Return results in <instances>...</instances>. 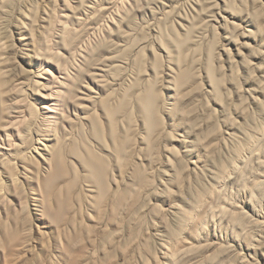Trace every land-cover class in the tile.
<instances>
[{"label":"rangeland","instance_id":"rangeland-1","mask_svg":"<svg viewBox=\"0 0 264 264\" xmlns=\"http://www.w3.org/2000/svg\"><path fill=\"white\" fill-rule=\"evenodd\" d=\"M116 1L81 34L75 18L86 3L105 8L101 0H0V140L36 107L37 69L47 91L66 77L49 155L41 146L27 165L40 169L56 153L69 182L42 215L36 179L16 197L4 184L0 264H163L182 245L194 249L180 264H264V228L248 224L244 242L209 222L220 190L248 195L222 172L238 158L252 179L260 173L247 146L264 133V0ZM116 29L115 48L102 51ZM14 166L1 171L15 175ZM65 182L39 193L45 210ZM257 238L259 247L243 250Z\"/></svg>","mask_w":264,"mask_h":264},{"label":"bare ground","instance_id":"bare-ground-1","mask_svg":"<svg viewBox=\"0 0 264 264\" xmlns=\"http://www.w3.org/2000/svg\"><path fill=\"white\" fill-rule=\"evenodd\" d=\"M101 2L103 5L106 6L105 8H103V6L97 8L95 4L96 2L95 3L89 2L83 5L85 9L81 12V14H79L75 18V26L77 28L73 27V29L75 30L79 28V31L82 32L81 34L83 33L87 34V32L90 31L89 30L90 29L89 27H91L89 26L90 22L92 20L98 21V18L101 19L99 15H101L103 11H106L110 3H112L110 2V0H101ZM116 2H119V4H121L119 0ZM97 12L101 14L97 15L96 14ZM114 18H116V16ZM113 20L114 22L116 21L115 19ZM120 23L123 24L124 21H121ZM75 32H77V30ZM91 32L92 31H90L89 33ZM120 33L121 32L116 29L113 33V36L112 35L110 37L108 36L107 41L103 43L104 45L101 47L102 51H106L108 49H114L115 44L113 43V39L119 38L121 36ZM82 42L85 43L83 40ZM98 45L95 47L96 50L98 48ZM80 46L81 44L78 45V47ZM96 50H94L95 52L92 51L88 54L87 57L88 60L94 59L95 54L98 52V50L97 51ZM84 58L86 59V57ZM47 63L50 64L51 62L47 61ZM37 70L38 73L35 76L36 79L33 81V90L30 91L32 94L33 101L37 104L35 105L36 107L30 109V111L27 112L26 114L23 113L21 115H18L15 118V120L7 126V131L3 132V137L1 138L2 140H0L2 156H6V158H8L4 162H0L2 163V166L0 167V175L6 180V181H0V198L2 197L3 190H5L3 189L4 184L6 185L5 187L7 188L8 192H10L12 196L14 195L16 197L17 194H20L22 190L21 188L24 186L26 182L33 183V181L36 179L38 187L34 194L35 198L33 199L34 202L33 206L35 213L42 215L43 211L47 213L51 211L52 209L51 201L56 197V195L59 192L64 193V191L68 190L69 182L66 181V178L68 177V168L66 164L61 159L58 158L56 153H54V155L50 156L48 159L44 160L43 162L45 166H42V168L37 170L30 169V167L27 165V162H31V160L35 158L33 155L37 154V151L41 146L43 147L44 151H46V153L49 155L47 150L51 148V145L48 146L44 142H48L49 144L51 143L52 140L50 139H53L55 136V134L53 135V132L55 130V127L57 126L58 120H59V124L62 125L64 115L59 114L60 111L63 113V108L61 109V105H60L59 93L61 92L60 90L61 87H63V85L65 84L64 81L66 80V77H61L63 81H59V79L57 80L56 78L55 80L56 85H54L55 86L54 89L47 91L45 86L49 80L43 79V81H39L38 77H41V75L45 73H43V71H39V69ZM64 70H62V68H57V72L59 75H62V71ZM40 90H43L44 93L40 92ZM64 93L65 91H63V94ZM18 124L19 127L18 126L16 127V125ZM263 134L264 133L260 131L256 133L257 144L253 142L252 144H249L247 146V150L250 155L248 156L251 157L252 160L250 158L247 159H250L252 163L257 167L258 171H260V173L258 174L259 177L252 179V176H249L250 174H252L251 171L252 167L250 168V166L246 164L247 162H249V160L248 161L246 160L247 162L245 163V160L243 161L238 158H237V165L232 167L231 173L229 175H226L224 172L221 173L222 175H224V179H225L224 182L227 183L226 185L231 186L234 184L237 185L238 183V185L243 189V191L244 190L247 191L248 195H246V197L243 196V198L242 196L240 198H237V196L235 195L233 198L232 194L230 197V195L227 196L228 194L227 192H222V190H220V200L216 205L211 206L209 209V222H211L214 228L217 225L218 227L220 226V228L225 226L226 234H228L229 232L232 233L234 230H237V232L239 233L237 234L238 236L246 235L243 239L244 242L246 241V238L249 234L248 232H250L252 228L256 231H261V229L264 228V135ZM29 141H31V143ZM88 155L89 154H87L86 156ZM86 156L84 154L80 156L81 165L84 166V169L87 168L90 169V171L92 170L95 171L96 169L93 167L91 160H96V159L93 156L92 157L90 156V159ZM8 164L11 166L15 165L14 169L16 167V170L18 169V173H16L15 175H5L4 172L3 174V171H1V169L3 170V167H5V165ZM58 179L60 181H64V182L66 181V182L63 184L61 191L54 189L47 194L46 202L48 203V207L45 210V201L39 198V193L46 192L48 188V183H54ZM221 189L223 188L221 187ZM248 224L252 225V228L250 230H248L247 228ZM213 236H216V234L213 233ZM219 236L220 238L222 237L221 234ZM235 241L237 242L236 245L241 248V243H243L242 239L235 238ZM258 242L259 240L257 238L254 239V243L252 242L245 243L243 250L251 253L253 249L259 247ZM231 247L232 246H230L229 248ZM193 249L194 247H189V245H182L175 250L166 251L163 255L164 257L163 264H180L183 260H185V258L189 255V253Z\"/></svg>","mask_w":264,"mask_h":264}]
</instances>
